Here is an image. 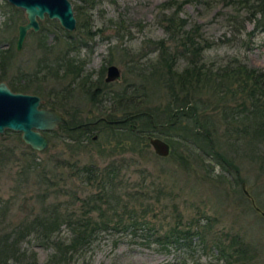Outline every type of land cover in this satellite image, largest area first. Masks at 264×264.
I'll return each instance as SVG.
<instances>
[{
  "label": "rangeland",
  "instance_id": "rangeland-1",
  "mask_svg": "<svg viewBox=\"0 0 264 264\" xmlns=\"http://www.w3.org/2000/svg\"><path fill=\"white\" fill-rule=\"evenodd\" d=\"M70 1L84 12L81 22L77 20L74 32L64 30L56 21H43L46 23L44 33L30 31L23 49L18 51L21 25L18 28L11 26L7 20L9 16L17 15L25 25L27 17L7 0H0V56L3 52L9 57L6 60L0 57V80L8 86H23L28 82V94L41 97V107L49 108L46 102L55 101L56 109L67 121L73 117L82 125L93 124L100 134L99 125L108 122L105 109L113 107L116 111L120 107L119 102L106 100L126 87H141V74H146L159 56L154 43L168 40L159 24L158 14L159 8L170 0ZM250 14L247 7L232 0H216L212 7L203 0H190L183 7L181 16L189 21L188 28L200 25L203 36L215 43L204 56L207 64L220 66L238 61L251 68L264 69V34L247 35L254 30V23H248L247 31L239 33L244 24L242 19ZM232 17L241 18L234 23ZM81 24H89L91 34L80 28ZM65 32L73 37L68 38ZM167 43L173 46L169 40ZM187 64V60L180 59L175 68L181 72ZM111 65L120 69L121 78L106 83L107 68ZM86 85L89 90L91 88L95 101L86 93ZM145 91L150 99L146 109L163 114L167 95L149 85ZM118 116L122 117L121 114L115 117ZM173 127L169 133L176 136L179 131ZM75 128L77 131L82 126ZM45 135L50 145L37 155L42 162H50V169L62 160L101 168L115 164L121 171L116 184L124 188L121 190L124 198L129 194L139 198L136 208L140 212L145 210L150 222V229L112 227L79 254L73 264H178L179 254L174 250L166 251L156 239L176 226L179 216L183 223L207 220L212 228L207 236L209 247L211 237L237 236L249 248L248 264H264V165L257 158L231 153L230 157L240 169L238 186L234 184L238 178L234 169L222 161L224 167L219 165L216 152L206 153L192 147L182 162L177 158L182 149L177 150L179 154L175 158H161L155 154L150 140L135 148L123 141L118 133L96 134L93 142H86L78 150L64 142L59 128ZM74 136L80 137V132ZM20 141L21 134L18 133L6 131L0 135V149L11 151L5 157L9 158L0 163V203H8L7 222L14 224L29 214L38 213L39 195L46 193V186L39 185L35 175H23L26 169L23 155L29 151ZM49 177L54 181L51 183L54 184L50 191L51 202L65 204L72 200L73 194L84 198L98 191L96 184L86 186L74 177L69 167L56 169ZM24 246L36 252L39 264H46L52 253L51 249L35 241ZM193 246L196 250L194 258L201 264H219L213 258L215 250L211 247L207 254L198 240L193 241Z\"/></svg>",
  "mask_w": 264,
  "mask_h": 264
},
{
  "label": "trees",
  "instance_id": "trees-1",
  "mask_svg": "<svg viewBox=\"0 0 264 264\" xmlns=\"http://www.w3.org/2000/svg\"><path fill=\"white\" fill-rule=\"evenodd\" d=\"M203 1L211 7L216 2ZM189 2L190 0H170L159 8V24L173 46L167 45L168 40L154 43L159 56L149 66L146 74H141L143 83L140 86L144 90L141 87H126L107 99L112 103L119 102L120 107L116 111L113 107L105 109L104 116L108 122L99 125V131L100 134L118 133L123 141L135 148L152 137L161 138L172 148L171 158L177 157V150L182 149L177 157L182 162L185 161V153H189V148L192 147L206 153L216 152L219 165L224 167L223 163H226L238 176L240 169L230 157L231 153H242L244 158L255 157L264 165V69L251 68L238 61L220 66L207 64L204 56L215 43L203 36L200 25L188 28L189 21L182 18L181 13ZM232 2L244 5L251 13L249 17L242 19L244 24L239 33H245L246 25L254 23V30L247 35L253 37L255 32L264 34V0ZM74 12L81 22L84 13L82 9L74 6ZM17 17L9 16L7 21L18 28L22 24ZM240 18L231 19L236 23ZM45 24L40 22V35L44 33ZM80 28L91 34L89 24H81ZM65 35L73 37L69 32H65ZM0 57L1 60L9 58L3 52ZM180 59L188 62L181 72L175 68ZM147 85L167 95L168 103L163 114L146 109L150 101L145 91ZM9 87L18 93L28 94L30 90L28 82L23 86L11 84ZM85 89L90 99L95 101L91 88L89 90L86 85ZM46 103L49 108H57L55 101L48 100ZM118 114L122 117H115ZM68 123L70 128L82 126L77 131H70L64 125L59 128L64 142L76 150L86 142H93L96 134L100 136L98 128L82 125L81 121L73 117ZM169 126H175L173 128L178 129V135L170 134L169 129L172 127ZM79 132L80 137L74 136ZM20 144L24 146L22 140ZM25 148L29 152L23 155L26 158L23 175H35L38 184L46 186V193L39 195V212L29 214L17 224L7 222L9 205L0 203V264H39L36 252L24 246L32 241L52 250L46 264H73L79 254L89 249L101 234L113 229L112 227L130 229L142 226L150 229L146 211L140 212L136 208L140 199L131 194L125 199V194L121 192L124 188L117 186L116 181L121 171L115 164L101 168L94 164L83 166L78 161L62 160L50 169L49 161L42 162L38 152L28 146ZM10 153L8 148L0 149V163L7 160L9 157H5ZM65 167H69L74 177L84 185L96 184L98 191L84 198L73 194L72 200L65 204L51 202L50 191L54 185L51 183L54 181L49 175L55 173L56 169ZM239 181L238 176L234 184L240 186ZM211 232L212 228L207 220L183 223L179 216L176 226L160 234L156 241L166 251L174 250L179 254L178 264H201L194 258L195 239L199 241L204 253L208 254L210 247L215 250L213 258L219 264H248L250 251L239 237H211L209 247L207 236Z\"/></svg>",
  "mask_w": 264,
  "mask_h": 264
},
{
  "label": "water",
  "instance_id": "water-1",
  "mask_svg": "<svg viewBox=\"0 0 264 264\" xmlns=\"http://www.w3.org/2000/svg\"><path fill=\"white\" fill-rule=\"evenodd\" d=\"M7 2L24 11L27 17V23L18 29V51L23 49L30 31L40 32V22L46 18L58 22L69 32H74L77 28V19L70 0H7ZM120 78V69L114 65L109 66L106 82H117ZM41 106V97L13 92L6 83H0V135H4L6 131L21 134V140L25 145L41 153L50 145L45 133L56 131L61 125H65L70 131L76 129L69 127L67 118L58 110ZM150 144L157 156L170 157L171 147L165 140L151 138ZM245 194L250 197L247 191Z\"/></svg>",
  "mask_w": 264,
  "mask_h": 264
},
{
  "label": "flooded vegetation",
  "instance_id": "flooded-vegetation-1",
  "mask_svg": "<svg viewBox=\"0 0 264 264\" xmlns=\"http://www.w3.org/2000/svg\"><path fill=\"white\" fill-rule=\"evenodd\" d=\"M107 70H108V68H107ZM107 77V76H106ZM105 82H106V79H105ZM107 83V82H106ZM91 127H93L92 125H91Z\"/></svg>",
  "mask_w": 264,
  "mask_h": 264
}]
</instances>
